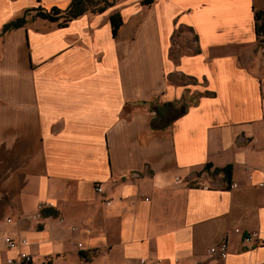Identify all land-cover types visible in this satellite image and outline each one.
Returning a JSON list of instances; mask_svg holds the SVG:
<instances>
[{
  "label": "crops",
  "instance_id": "1",
  "mask_svg": "<svg viewBox=\"0 0 264 264\" xmlns=\"http://www.w3.org/2000/svg\"><path fill=\"white\" fill-rule=\"evenodd\" d=\"M68 2L0 0V29ZM255 10L264 0H113L0 32V264L4 235L27 240L31 264H264ZM156 111L169 121L152 128ZM221 240L223 256L208 250Z\"/></svg>",
  "mask_w": 264,
  "mask_h": 264
},
{
  "label": "trees",
  "instance_id": "2",
  "mask_svg": "<svg viewBox=\"0 0 264 264\" xmlns=\"http://www.w3.org/2000/svg\"><path fill=\"white\" fill-rule=\"evenodd\" d=\"M113 0H69L65 7L59 8L57 6H49L48 8L41 7L40 5H36L33 7L25 8L20 15H17L6 22H4L1 26L0 32L8 30L12 27L23 25L26 21V15L30 14V16H36L47 21L55 23L57 26H64L66 23L74 18L79 16L84 12H101L107 6L112 4ZM143 4H149L151 0H140ZM109 25H110V34L112 36L115 35L118 26L121 24L122 20L120 15L114 11L108 15ZM254 20V31L255 35L259 36L264 33V11L255 10L253 13ZM168 109H172V107L167 105ZM161 108V107H160ZM157 115L155 118L150 119V127H162L167 120H164V116L159 113L160 111H156ZM172 112V111H171ZM175 113H169L167 116L172 117ZM208 163L204 165V169L208 167ZM214 172H222L225 178H228L230 172V166L225 165L223 167H214ZM48 206H44L41 209H44Z\"/></svg>",
  "mask_w": 264,
  "mask_h": 264
},
{
  "label": "built area",
  "instance_id": "3",
  "mask_svg": "<svg viewBox=\"0 0 264 264\" xmlns=\"http://www.w3.org/2000/svg\"><path fill=\"white\" fill-rule=\"evenodd\" d=\"M236 185L234 182L230 184V186ZM256 185L259 187H264V179H260L256 182ZM93 188L96 192L101 191V186L97 183L93 185ZM104 203L108 204L109 200L104 199ZM51 204L50 202L44 201V202H37L36 207L38 209L43 208L44 206H49ZM8 220V218H7ZM255 235V232H251V234L244 236L243 238L245 240L250 239L252 236ZM2 241L4 245L11 250H14L13 253L7 255L3 263L4 264H31L32 261V253L29 252L27 249L21 247L27 243V240L25 238H14L8 235H4L2 237ZM209 251L217 250L219 256H223L226 251V244L224 240H221L216 244L215 246H210L208 248ZM133 264H147V260L145 257L140 256L137 258V260Z\"/></svg>",
  "mask_w": 264,
  "mask_h": 264
},
{
  "label": "rangeland",
  "instance_id": "4",
  "mask_svg": "<svg viewBox=\"0 0 264 264\" xmlns=\"http://www.w3.org/2000/svg\"><path fill=\"white\" fill-rule=\"evenodd\" d=\"M26 16H27V18H30V20H29V24H31L30 21H32L33 18L36 17V16H30V14H27ZM181 36H185V35H181ZM260 36H261V37H258V38L256 39L254 47H252V55H253V54H257V55H260V56L264 57V34H262V35H260ZM183 38H184V39H183ZM178 39H179V44H180V45H183L184 40H185V37H179ZM180 49H181V48H180ZM178 50H179V47H178ZM257 50H258V51H257ZM256 51H257L258 53H257ZM198 181H199V180L195 179V180H193L192 182H196V183H198Z\"/></svg>",
  "mask_w": 264,
  "mask_h": 264
}]
</instances>
